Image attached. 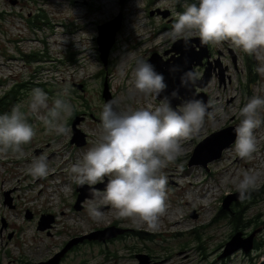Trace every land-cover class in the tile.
<instances>
[{"label":"rangeland","instance_id":"1","mask_svg":"<svg viewBox=\"0 0 264 264\" xmlns=\"http://www.w3.org/2000/svg\"><path fill=\"white\" fill-rule=\"evenodd\" d=\"M186 2L196 3L197 0H123L122 3L120 0H0V97L21 83L45 84L51 90L50 94L45 92L51 105L52 98L67 85L69 95L65 99L68 98L79 113L85 112L78 115L84 119L77 126L85 144L76 147L69 143L71 131L67 136L49 134L38 115L30 112V90L18 92L16 106H20L36 135L24 146L23 159L0 155V264L44 262L69 240L109 227L128 231L105 242L78 243L64 254L59 264H138L137 255L146 256V264H258L264 259V246L249 254L237 251L218 259L233 234L227 217L230 214L221 209V202L236 191L225 178L234 179L242 170L261 173L257 188L251 192L252 195L257 193V197L251 205L238 199L229 208L242 202L234 208L242 233L247 236L255 231V241L264 239V139H260L264 123L254 130L258 150L253 159L242 160L236 156L234 140L220 158L206 168L187 165L196 145L210 134L232 128L229 133L208 142L198 154V162L235 133L238 111L249 98H264V75L255 71L258 62L252 57L254 70L247 76L244 53L227 42L206 46L203 66L193 69L200 79L208 68L211 79L203 89L196 88L192 92L189 88L188 92L192 93L185 96L186 100L196 98L204 102L201 96L204 94L207 102H215L210 109L214 119L206 117L200 134L182 141L184 154L175 164L162 170L168 179V210L161 217L159 230L150 231L129 220H117L108 206L101 209L105 219L94 222L87 214L85 202L89 198L81 203L80 210L73 209L77 185L72 182L68 169L99 140L100 122L92 117L100 120L104 80L112 100L118 101L115 105L118 111L154 108L159 100L132 95L130 91L136 61H147L152 54H158L159 62L169 60L172 64L173 57L179 54L170 52L164 56L163 53L174 45L180 52L194 53L193 58L199 57L194 51L203 52L195 42H173L164 35L171 31ZM156 10L166 12V18L160 14L148 15ZM118 15H121L120 29L103 69L97 51V28ZM28 20L43 25L33 27ZM102 33L105 35L107 29ZM190 39L199 40L198 37ZM26 54L37 55L39 62H26L23 57ZM69 55L75 59V64L66 63ZM249 77L255 82H249ZM74 84H82L84 90L75 89ZM70 118L66 126L71 130ZM260 118L264 120V108L260 110ZM40 155L47 157L49 174L34 179L27 174L26 167L33 157ZM105 184L98 185L103 190ZM208 192L214 193L209 201ZM83 193L90 194L88 190ZM5 197L9 200L6 203ZM174 211L176 215L172 214ZM220 211L225 216H217ZM27 213L31 214L28 219ZM43 215L53 216V222L49 228L39 231L37 225ZM169 216H174L175 221H170ZM255 226L258 228L253 230Z\"/></svg>","mask_w":264,"mask_h":264},{"label":"clouds","instance_id":"2","mask_svg":"<svg viewBox=\"0 0 264 264\" xmlns=\"http://www.w3.org/2000/svg\"><path fill=\"white\" fill-rule=\"evenodd\" d=\"M164 35L173 42L198 37L203 46H220L227 42L233 49L253 57L258 62L255 71L264 75V0L186 2L171 31ZM132 75V95L156 99L167 89L164 76L142 59L136 61ZM196 81L195 72H186L181 76V87L187 88ZM68 95L66 85L49 105V96L43 89L33 88L30 92L28 108L38 115L49 134L67 136L71 131L66 126L67 118L73 113V106L65 99ZM176 98L178 92L173 90L154 108L122 112L114 109L117 100L103 105L99 113L98 142L68 169L73 183L87 185L91 190V199L85 202L91 220L102 222L105 213L101 209L108 206L117 220H129L150 231L159 230L161 217L168 210V179L162 170L175 164L184 154L182 141L197 137L206 117L214 119L210 111L214 101L205 103L191 98L173 109L171 101ZM262 108L264 98L252 96L238 111L233 150L242 160L253 159L258 150L254 130L264 123L260 118ZM35 135L19 105L10 113L0 115V155L23 159L24 146L30 144ZM26 172L34 179L46 177L49 174L47 157H33ZM225 179L234 186L243 202L250 199L251 192L257 188L261 173L242 170L236 178ZM98 184H105L102 191L93 187Z\"/></svg>","mask_w":264,"mask_h":264},{"label":"water","instance_id":"3","mask_svg":"<svg viewBox=\"0 0 264 264\" xmlns=\"http://www.w3.org/2000/svg\"><path fill=\"white\" fill-rule=\"evenodd\" d=\"M122 2H123V0H120V3H122ZM154 14H160L163 18H166V16H167L166 12H160L159 10L150 11L148 15L151 17ZM120 24H121V15H118V16L114 17L113 19H111L110 21H108L102 25H99L97 28L98 29V36L96 38L97 51L99 53L98 54L99 60L103 65V69H106L107 58H108V55L110 53V50L113 47V44L115 41V36H116L118 30L120 29ZM104 29H107V33L105 35H103V33H102V31ZM188 41L189 42H195V43L199 44L198 47L202 49L203 54L199 53L197 51H194L195 53L199 54V57L193 58L192 56L194 53H192L191 51H181L180 52V50L174 49V47H175V45H174L171 50H166L163 53L164 56L169 54L170 52H174L175 54H179V57H177V58L173 57V60L171 59L172 64L169 63V60L164 62V63L159 62V61H161V57L158 54H152L151 57L146 61V62H148L154 66L155 71L157 73H160L164 76L165 83L167 84L166 91L164 93H162L161 96H158L156 98L157 100L162 99L164 96H168L173 90H176L178 92V98L172 99V101H171V106L173 107V109H175L184 100H186L185 96H187V94L194 92L196 88L203 89L211 79L209 69L205 68L201 78L197 79V81L194 85L189 86L187 88L181 87V76L186 72H190V71L194 72V70H193L194 67H202L203 66V62H202L203 58L207 57L206 46L201 45L199 43L198 39L197 40L196 39H194V40L189 39ZM155 61L156 62L158 61L160 64H158V65L154 64ZM162 66H164L165 68H162ZM74 88L79 90V91L84 90L82 84H78V85L74 84ZM189 88L192 91L190 93L188 92ZM199 96L200 95H198V97ZM201 96H203L205 98L204 102L207 103L206 96L204 94H202ZM101 98H102L104 104L106 102L112 100L106 79L104 80V83L102 86ZM114 109L117 110L115 108V106H114ZM83 119H84L83 116H75V117H73V119L70 122L71 137H70L69 143L71 145H75L76 147H81L85 144L84 136L81 134L80 130L77 127L79 125V123L81 121H83ZM230 131H232V128H230V127L225 128V129H221L217 132L210 134L208 137H206L204 140H202L200 143H198L196 145L195 149L193 150L192 154H191V157H190L189 162L187 164L188 167L200 165L203 168H206L209 163L218 160L220 158V156L222 155V152L229 145H231L234 142L235 133H232V135L229 138H227L226 141L223 140V142H221L222 144L220 146H218L217 148L215 147L214 151L210 155H208L204 160H201L200 162H198L197 156L200 153V151L202 150V148L208 142L214 141L215 139L223 136L225 133H229ZM94 188H96L97 190H102L101 185L94 186ZM84 190H88L89 192H91L89 187L78 186V185L76 186L77 196H76L75 203L73 205V209L76 211L81 209V203L85 199H87V198L91 199L90 194L84 195V193H83ZM238 195L239 194L236 192L234 194H230V195L224 197L222 202H221V209L225 210V211L228 210L230 204L233 201H236L239 199ZM7 201H9V200L5 197V203ZM190 216H192V215H190ZM30 217H31V214L27 213L26 218L28 219ZM52 222H53V216H51V215L41 216L39 218V221H38L37 230L44 231L46 228L50 227V224ZM127 231L128 230H126V229L109 227V228H106L103 230L90 232V233L82 235L78 238H74V239L69 240L62 247V249L60 251L55 253L52 257H50L48 260H46L44 262L25 263V264H59L61 259L64 256V254L68 250H70L73 246L77 245L78 243H82L83 241L105 242L106 240L116 238L117 236L122 235ZM254 237H255V231L251 232L248 236H246L244 238L242 237L241 233H238V232L233 233L231 235V237L229 238V240L225 243L223 251L219 255L218 259L230 256L237 251H241L244 254H249L253 250V247H254ZM136 258L139 262L138 264L148 263V262H146L148 259L146 256L137 255ZM258 264H264V259H261Z\"/></svg>","mask_w":264,"mask_h":264},{"label":"trees","instance_id":"4","mask_svg":"<svg viewBox=\"0 0 264 264\" xmlns=\"http://www.w3.org/2000/svg\"><path fill=\"white\" fill-rule=\"evenodd\" d=\"M28 23L30 26H33V27H37V28H41L43 24H38V21L37 22H33L31 23V21L28 20ZM72 55H69L67 58H66V63L70 64V65H73L75 64V59L73 57H71ZM24 59L26 62H39V58L37 57V55H34V54H26V55H23ZM244 61H245V64H246V69H247V76H249L251 74V72H253L254 70V63H253V59L252 57L250 56H247L244 54ZM249 82H255L254 78H250L249 77ZM1 84V82H0ZM33 88H41L43 89L45 92L47 93H51V90H48L46 87H45V84H28V83H21L19 85H15L14 87L10 88L2 97H0V115H3V114H8L11 112V110L13 109L14 106H16V104L18 103V92L22 91V90H32ZM67 100H69L67 98ZM86 108H87V111H89V107L86 105ZM85 112H78L76 111L74 108H73V113H72V116L70 118V122L72 120L73 117H75L76 115H84ZM93 119L97 120L100 122L99 119H96L94 117H92ZM30 123V122H29ZM255 197H257V193L255 194H251L250 195V199H247L243 202H247V205L248 204H253L251 202L254 201ZM239 203H242V202H238L236 204H234L231 208H229L228 211L230 216H227L228 217V222H229V225L232 226V229H233V233L235 232H238V233H241L242 234V237H246V235H244L242 233V230L240 228V220H239V216L236 214V212H234V208L237 207V205ZM225 211V210H224ZM228 213H226L227 215ZM219 215V217H223L225 216V213L220 211L217 216ZM216 221V220H215ZM214 221V222H215ZM258 227L255 226L253 227V230H256ZM149 236V235H148ZM248 236V235H247ZM264 246V239L260 240V241H255L254 240V250H260L261 247Z\"/></svg>","mask_w":264,"mask_h":264},{"label":"flooded vegetation","instance_id":"5","mask_svg":"<svg viewBox=\"0 0 264 264\" xmlns=\"http://www.w3.org/2000/svg\"><path fill=\"white\" fill-rule=\"evenodd\" d=\"M208 194H209V192L207 193V195H208ZM211 194H214V193H210V194L208 195V197H207L208 201H209V198H210ZM207 195H206V196H207ZM206 196H205L203 199H205ZM172 214L176 215V212L174 211V212H172ZM175 219H176V218H175ZM175 219H174V220L169 219V220H170V221H175ZM16 227H20V225H16ZM253 248H254V247H253ZM253 250H254V249H253Z\"/></svg>","mask_w":264,"mask_h":264},{"label":"bare ground","instance_id":"6","mask_svg":"<svg viewBox=\"0 0 264 264\" xmlns=\"http://www.w3.org/2000/svg\"><path fill=\"white\" fill-rule=\"evenodd\" d=\"M77 15H79V13H77ZM103 35H104V34H103ZM261 136H262V138H261ZM260 139H261V140L264 139V131H263L262 134L260 135ZM261 166H262V164H261ZM169 218L172 219V220L175 219L174 216H169Z\"/></svg>","mask_w":264,"mask_h":264}]
</instances>
